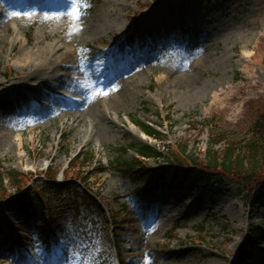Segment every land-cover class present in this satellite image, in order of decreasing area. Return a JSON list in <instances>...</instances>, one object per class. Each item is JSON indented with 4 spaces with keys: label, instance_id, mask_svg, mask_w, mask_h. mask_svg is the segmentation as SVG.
Segmentation results:
<instances>
[{
    "label": "rangeland",
    "instance_id": "374dc122",
    "mask_svg": "<svg viewBox=\"0 0 264 264\" xmlns=\"http://www.w3.org/2000/svg\"><path fill=\"white\" fill-rule=\"evenodd\" d=\"M0 12V264H264V241L238 257L249 230H264V196L252 211L225 180L191 195L177 183L181 174L173 181L172 166L179 153L202 158L205 121L244 135L264 113V0H0ZM113 19L121 26L104 32ZM46 53L52 64L41 62ZM115 70L122 73L111 78ZM63 73L71 74L64 86L51 81ZM68 99L82 109L95 102L107 136L73 138ZM132 120L150 123L161 139ZM134 142L160 153L143 162L152 170L144 185L111 165ZM89 153L93 164L78 159ZM35 191L56 220L68 217V234L87 251L68 244L60 262L61 243L45 245L50 233L38 215H17L16 193Z\"/></svg>",
    "mask_w": 264,
    "mask_h": 264
},
{
    "label": "trees",
    "instance_id": "16d2710c",
    "mask_svg": "<svg viewBox=\"0 0 264 264\" xmlns=\"http://www.w3.org/2000/svg\"><path fill=\"white\" fill-rule=\"evenodd\" d=\"M145 134L160 138V133L151 125L145 122L133 120ZM205 125L210 128L207 146L202 158H189L183 153L176 157L173 174V181L178 180L179 169L181 177L177 182L179 187H184L192 194L207 184L221 185L228 181L241 189L247 198L250 210L259 209L263 203L264 196V113L260 114L245 131L244 135L240 133H229L225 128H218L215 124L205 121ZM128 149L133 150L135 155L125 157ZM160 153L155 147L143 142L130 143L126 147L117 149V154L111 162L116 171L136 175L137 182L144 185L151 179L152 170L143 165L148 158H158ZM78 159L83 162H91L94 157L91 153L88 155L80 154ZM165 176V174H162ZM14 173H9L8 179L14 183L16 190L20 191L18 181H15ZM55 178V177H54ZM1 181V175H0ZM54 184V183H52ZM48 185V184H47ZM50 185V184H49ZM43 193L45 187L41 188ZM13 198L16 204L15 211L22 219H29L31 216L38 215L44 221L42 204L38 200L39 192L25 194L17 192ZM23 201V202H22ZM51 213V220L54 223L53 230L60 234L62 239L66 238L65 231L58 222L54 221L52 216L53 207L51 204L45 206ZM72 208V207H71ZM56 224V225H55ZM59 226V227H58ZM204 231V230H202ZM247 242L240 248L239 260L250 258L252 247L264 241V230L261 228H251L246 237Z\"/></svg>",
    "mask_w": 264,
    "mask_h": 264
},
{
    "label": "bare ground",
    "instance_id": "6f19581e",
    "mask_svg": "<svg viewBox=\"0 0 264 264\" xmlns=\"http://www.w3.org/2000/svg\"><path fill=\"white\" fill-rule=\"evenodd\" d=\"M1 13V12H0ZM179 14V12L177 11V15ZM1 18L3 17V15H0ZM119 26H121V22L119 20L113 19L110 20L108 25H105L104 27H101V29L104 32H112L113 30L119 28ZM130 29H127L125 32L129 31ZM58 50L56 49V52ZM43 61H48L49 63H53L54 62V58L52 57V54L50 53H46V55L44 56ZM30 63V62H29ZM55 64L57 65L56 61ZM47 69H49V72H45V73H52V71L54 70V67L52 65H50ZM122 70H115V72H113L111 74V78H115L117 75L121 74ZM71 76L70 73H63L62 75H57L56 77H52L51 81H55L58 82L59 86H64L66 84V79H68ZM37 77V73H33L30 72V74L27 75V78H36ZM38 78H41V76H39ZM43 80L45 81H50V79L46 78V77H42ZM37 79V78H36ZM122 88H120V93H118L117 96L120 95V97L123 95V93L125 92V88H123V90H121ZM56 99L51 100V107L50 109H55V103ZM68 104V109L67 111L64 113L65 116H68V119H71V130H72V137H76L79 132L83 133V137L84 138H90L93 137L97 140H100L102 138H104L105 136H107V132L110 130L109 127H107L105 125V117H103V113L101 114V112L96 108L95 102H91L87 105V108L82 109L81 105H75L72 104L73 102L71 100H67ZM90 125H94L95 130L91 131ZM81 126V127H80ZM84 126V127H83ZM75 127H79L78 129H75V131H73V129ZM18 136V135H17ZM16 136V137H17ZM15 145L16 146H21L22 142H21V138L20 136L17 137V140L15 141Z\"/></svg>",
    "mask_w": 264,
    "mask_h": 264
}]
</instances>
